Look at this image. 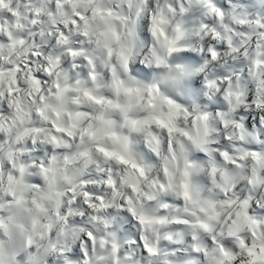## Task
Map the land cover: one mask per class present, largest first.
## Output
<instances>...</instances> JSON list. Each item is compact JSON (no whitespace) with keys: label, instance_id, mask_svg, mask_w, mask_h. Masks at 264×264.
I'll return each instance as SVG.
<instances>
[{"label":"clouds","instance_id":"clouds-1","mask_svg":"<svg viewBox=\"0 0 264 264\" xmlns=\"http://www.w3.org/2000/svg\"><path fill=\"white\" fill-rule=\"evenodd\" d=\"M0 264H264V0H0Z\"/></svg>","mask_w":264,"mask_h":264}]
</instances>
